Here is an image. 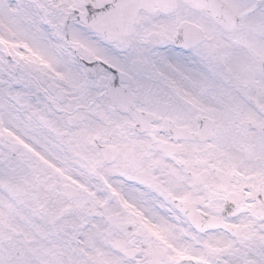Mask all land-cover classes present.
<instances>
[{"label":"snow or ice","instance_id":"1","mask_svg":"<svg viewBox=\"0 0 264 264\" xmlns=\"http://www.w3.org/2000/svg\"><path fill=\"white\" fill-rule=\"evenodd\" d=\"M0 264H264V0H0Z\"/></svg>","mask_w":264,"mask_h":264}]
</instances>
